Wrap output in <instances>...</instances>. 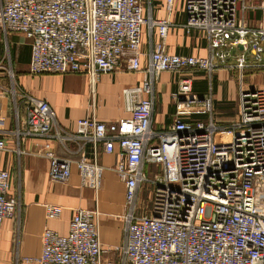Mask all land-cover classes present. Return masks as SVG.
I'll return each mask as SVG.
<instances>
[{
    "label": "built area",
    "instance_id": "2783aa9c",
    "mask_svg": "<svg viewBox=\"0 0 264 264\" xmlns=\"http://www.w3.org/2000/svg\"><path fill=\"white\" fill-rule=\"evenodd\" d=\"M163 1L171 13L175 0ZM142 2L0 0V30L30 43V74H85L93 95L101 75L120 69L143 74L138 86L122 90L128 117L107 123L92 114L77 121L74 133L57 124L46 101L21 93L30 106L25 131L15 133L19 143L44 139L50 180L68 182L75 167L81 185L96 196L105 172L100 154L116 157L113 171L125 186V241L115 248L121 264H264V86L241 91L236 119L223 124L214 118L211 84L221 68L264 72V20L250 26L238 0H184V28L205 35L207 54L183 56L167 51L170 18L145 16ZM164 72L176 77V114L167 128L156 130V84ZM200 73L210 81L201 97L193 92ZM12 94L17 96L15 89ZM52 140L69 153L67 143L80 140V157H58ZM5 150L0 138V151ZM150 166L154 172L148 175ZM11 180L10 171L0 169V226L15 217L20 203L11 195ZM147 193L149 205L141 203ZM44 210L48 220L64 212L55 204ZM100 215L97 206L73 210L68 234L46 229L41 256L24 261L113 264L105 260L109 250L100 240Z\"/></svg>",
    "mask_w": 264,
    "mask_h": 264
},
{
    "label": "crops",
    "instance_id": "0c3cea01",
    "mask_svg": "<svg viewBox=\"0 0 264 264\" xmlns=\"http://www.w3.org/2000/svg\"><path fill=\"white\" fill-rule=\"evenodd\" d=\"M263 0H238L241 17L252 27H258L264 20L261 4ZM144 15L154 19L170 18L173 26L169 29L166 41L170 54L183 56H205L207 42L200 31L184 28L187 17L184 0H175L173 11L168 13L163 0H143ZM243 11V12H242ZM154 40H158L157 31ZM142 50L149 51L148 33L143 29ZM31 48L29 41L20 34L4 33L0 30V138L5 139L6 149L0 151V169L8 170L12 176V197L16 195L14 184L20 186V203L14 218L7 219L0 226V264H37L27 263L25 258H39L42 252V234L46 229L67 235L73 210H93L96 206L101 212L100 240L109 250L105 256L106 262L121 264L120 256L115 248L125 241V186L113 171L116 157L100 154L99 163L105 168L102 187L95 196L91 189L81 185L78 170L73 167L72 176L66 183L52 182L49 176V161L43 154L44 139L26 138L19 140L17 130L26 129V115L30 103L21 98L16 101L12 91L22 92L32 98L46 101L55 111L57 124L68 132H76L77 121L95 115L101 122L114 123L128 117L122 96L124 88L138 86L143 74L132 73L120 69L113 74L101 75L97 78L94 95L91 92V79L85 74L67 75H32L29 72ZM147 58L142 60L143 66ZM12 70L13 78L8 71ZM261 72V71H260ZM235 70L219 69L213 76L211 84L214 91V101L223 113L220 119L223 124L236 119L238 110L232 111L235 98L227 88L231 75ZM247 72H239V89L241 91L257 88L263 83L262 78L256 83L247 82L244 85ZM261 77V76H258ZM176 77L171 73H161L156 84L157 103L154 114V129L163 130L172 122L176 114L173 96L177 92ZM193 92L204 96L209 89L210 81L204 73L195 75ZM206 83L207 91H202ZM226 90V91H225ZM225 91V92H224ZM237 95V96H238ZM239 104V96H238ZM206 116L193 114L194 117ZM207 118V117H206ZM205 118V119H206ZM227 121V122H226ZM56 155L60 158L77 160L82 142L69 141L67 152L61 144L52 140L49 142ZM86 146L85 149H89ZM20 150L21 153L16 151ZM154 172L152 166L147 168V174ZM97 197V198H96ZM55 204L64 208L63 215L57 220H48L44 205ZM18 219V221H17Z\"/></svg>",
    "mask_w": 264,
    "mask_h": 264
},
{
    "label": "rangeland",
    "instance_id": "374dc122",
    "mask_svg": "<svg viewBox=\"0 0 264 264\" xmlns=\"http://www.w3.org/2000/svg\"><path fill=\"white\" fill-rule=\"evenodd\" d=\"M264 1V0H263ZM261 6L263 7L264 6V4L262 3L261 4ZM263 11H264V9H262ZM11 72H12V70H10L9 69V71H8V74L10 75V77H11ZM239 72L240 71H237V70H235V73H234V75H231V80L232 81H228V84H227V88L229 89V92H230V95L233 97V98H235V101H234V105H233V109H234V111H232V112H230V113H234L233 115H235V113L237 112V110H238V96L240 95H238V89H239V80L241 79H239ZM243 76H245V81H244V85H245V87L247 88V82L249 83L250 81L251 82H254L255 81V83H256V80L257 79H261L262 78V80H263V83L262 84H259V87H263L264 86V72L263 71H261L260 72V70H255V71H247V73L245 74V75H243ZM258 76H261V77H258ZM226 91V90H225ZM224 91V92H225ZM23 93V92H22ZM213 95H214V91H213ZM238 95V96H237ZM18 96H19V99L21 98V96H20V93L19 94H17V96H15L16 98H14L16 101L18 100ZM214 98H215V100H216V97H215V95H214ZM223 112L221 111V110H219V108H218V106L216 105V101H214V118L216 119V121H218L219 123H221V122H225V119H220L221 117V114H222ZM227 122V121H226ZM11 179H12V176H11ZM12 181V180H11ZM14 187H15V189H16V195H15V197L17 198V200L20 202V186H18V185H16V183L14 184ZM94 194H95V192H94ZM96 196V195H95ZM141 200H142V204H145V205H149L150 203H151V198L148 196V193H147V195L145 196V194H143L142 195V197H141ZM99 212H100V210H99ZM100 214H101V212H100ZM16 216V215H15ZM101 216V215H100ZM17 221H18V219H17Z\"/></svg>",
    "mask_w": 264,
    "mask_h": 264
},
{
    "label": "trees",
    "instance_id": "16d2710c",
    "mask_svg": "<svg viewBox=\"0 0 264 264\" xmlns=\"http://www.w3.org/2000/svg\"><path fill=\"white\" fill-rule=\"evenodd\" d=\"M201 74V73H200ZM196 80V79H195ZM195 80H194V83H195ZM202 91H207V86H206V83L202 84ZM206 116H202V117H194V119H205Z\"/></svg>",
    "mask_w": 264,
    "mask_h": 264
}]
</instances>
